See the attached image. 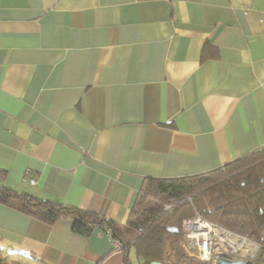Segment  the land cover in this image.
Instances as JSON below:
<instances>
[{
  "label": "crops",
  "instance_id": "crops-1",
  "mask_svg": "<svg viewBox=\"0 0 264 264\" xmlns=\"http://www.w3.org/2000/svg\"><path fill=\"white\" fill-rule=\"evenodd\" d=\"M263 147L264 0H0V186L126 228L145 179ZM0 246L44 264L133 250L2 203Z\"/></svg>",
  "mask_w": 264,
  "mask_h": 264
},
{
  "label": "trees",
  "instance_id": "trees-1",
  "mask_svg": "<svg viewBox=\"0 0 264 264\" xmlns=\"http://www.w3.org/2000/svg\"><path fill=\"white\" fill-rule=\"evenodd\" d=\"M172 207L166 209V204ZM0 203L47 225L72 220L73 231L89 235L104 229L128 254L134 250L140 264H171L167 243L173 240L174 256L189 258L183 247L182 222L203 218L258 244L264 253V147L217 170L195 176L147 178L127 219L126 228L112 218L76 206L42 199L0 186ZM174 226L177 232L167 228ZM260 255V256H261ZM262 257V256H261ZM126 264H133L126 255ZM0 264H44L30 254L0 246Z\"/></svg>",
  "mask_w": 264,
  "mask_h": 264
},
{
  "label": "built area",
  "instance_id": "built-area-1",
  "mask_svg": "<svg viewBox=\"0 0 264 264\" xmlns=\"http://www.w3.org/2000/svg\"><path fill=\"white\" fill-rule=\"evenodd\" d=\"M34 185V178L28 179ZM172 207L168 204L166 209ZM184 234L183 249L192 258L215 264L216 255L234 260H251L256 256L258 244L248 238L235 234L205 218L196 215L182 222ZM116 246L119 243L115 241ZM242 246H249V253H243Z\"/></svg>",
  "mask_w": 264,
  "mask_h": 264
},
{
  "label": "rangeland",
  "instance_id": "rangeland-1",
  "mask_svg": "<svg viewBox=\"0 0 264 264\" xmlns=\"http://www.w3.org/2000/svg\"><path fill=\"white\" fill-rule=\"evenodd\" d=\"M169 203H167L165 206H167ZM170 209V208H169ZM174 247H177L176 245H174L173 243V240L170 239L167 243V252L168 254L170 255V259L168 260L169 262H171V264H209L208 262L206 261H201V260H198V259H195V258H192L191 256L189 257L186 252L185 254L189 257V258H183L182 261L178 260V258H176L174 256ZM183 248V247H182ZM261 255V250H260V247L258 245V251H257V254L256 256L252 259V261L256 262L257 264H264V253H262V257L260 256ZM131 260H132V263L134 264H140V262H142L140 259L138 260V258L136 257L135 255V252L134 250H132L131 252Z\"/></svg>",
  "mask_w": 264,
  "mask_h": 264
},
{
  "label": "water",
  "instance_id": "water-1",
  "mask_svg": "<svg viewBox=\"0 0 264 264\" xmlns=\"http://www.w3.org/2000/svg\"><path fill=\"white\" fill-rule=\"evenodd\" d=\"M167 230L169 232H177L178 231V228L177 227H174V226H169L167 228ZM215 258H216L215 264H257L256 262L251 261V260H247V261H244V260H234V259H228V258L220 257L218 255H216ZM151 264H162V263L161 262L154 261Z\"/></svg>",
  "mask_w": 264,
  "mask_h": 264
},
{
  "label": "bare ground",
  "instance_id": "bare-ground-1",
  "mask_svg": "<svg viewBox=\"0 0 264 264\" xmlns=\"http://www.w3.org/2000/svg\"><path fill=\"white\" fill-rule=\"evenodd\" d=\"M241 248H242L243 253H249L250 251L249 246H242Z\"/></svg>",
  "mask_w": 264,
  "mask_h": 264
}]
</instances>
